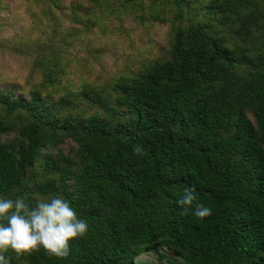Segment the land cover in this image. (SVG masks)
<instances>
[{
  "label": "trees",
  "instance_id": "trees-1",
  "mask_svg": "<svg viewBox=\"0 0 264 264\" xmlns=\"http://www.w3.org/2000/svg\"><path fill=\"white\" fill-rule=\"evenodd\" d=\"M150 2L142 17L171 24L168 59L88 92L86 111L0 91V135L14 134L0 198L59 196L88 224L66 259L10 251L11 264H149L137 258L160 249L173 264H264V0ZM39 63L57 84V55ZM66 140L74 158L53 156ZM186 188L212 215L182 214Z\"/></svg>",
  "mask_w": 264,
  "mask_h": 264
},
{
  "label": "rangeland",
  "instance_id": "rangeland-1",
  "mask_svg": "<svg viewBox=\"0 0 264 264\" xmlns=\"http://www.w3.org/2000/svg\"><path fill=\"white\" fill-rule=\"evenodd\" d=\"M143 2L132 12L122 0H0V91L12 89L14 96L26 100L38 92L52 103L86 111L88 92L99 94L116 80L168 59L171 24L143 18L151 6L150 0ZM52 54L63 71L57 84L44 86L39 61L50 63ZM104 96L115 106L113 93ZM13 138V133L0 135L1 142ZM74 147L66 140L51 154L74 158ZM172 260L180 259L167 249L137 258L149 264Z\"/></svg>",
  "mask_w": 264,
  "mask_h": 264
},
{
  "label": "clouds",
  "instance_id": "clouds-1",
  "mask_svg": "<svg viewBox=\"0 0 264 264\" xmlns=\"http://www.w3.org/2000/svg\"><path fill=\"white\" fill-rule=\"evenodd\" d=\"M137 155L143 149L136 145ZM197 201L194 189H185L176 203L187 214L203 219L212 215V209ZM88 231L85 220L78 218L71 204L54 196L50 200H40L30 207L23 198H0V264H11L7 254L12 251L17 256L31 255L43 249L51 258L66 259L70 254L69 242L84 236Z\"/></svg>",
  "mask_w": 264,
  "mask_h": 264
}]
</instances>
